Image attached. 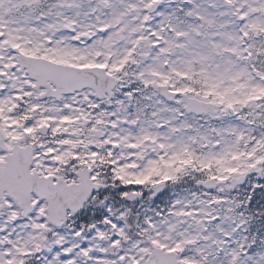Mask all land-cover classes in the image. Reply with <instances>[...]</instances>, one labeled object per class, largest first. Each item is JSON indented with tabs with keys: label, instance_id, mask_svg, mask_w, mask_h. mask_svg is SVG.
<instances>
[{
	"label": "rangeland",
	"instance_id": "1",
	"mask_svg": "<svg viewBox=\"0 0 264 264\" xmlns=\"http://www.w3.org/2000/svg\"><path fill=\"white\" fill-rule=\"evenodd\" d=\"M154 1L161 7L151 14ZM15 47L118 77L130 73L123 85L135 97L129 102L115 91L102 101L86 90L62 103L29 100L33 82L19 72ZM159 84L220 102V120L190 117L182 98L170 103L158 94ZM242 102L251 109L231 117ZM0 113L10 143L35 142L49 127L36 151L38 172L60 176L88 166L96 181L112 184L90 204L85 229L73 232L49 233L44 204L25 219L9 201L0 213V264H152L147 238L180 252L182 264H264L257 223L264 203L253 204L264 196L255 176L264 128L254 134L250 126L257 113L264 116V0H0ZM243 173L253 176L231 195L229 180ZM206 176L224 183L214 191L192 187L190 179ZM161 182L168 188L154 202L149 193ZM120 189L123 197L147 195L127 204L115 194Z\"/></svg>",
	"mask_w": 264,
	"mask_h": 264
},
{
	"label": "water",
	"instance_id": "2",
	"mask_svg": "<svg viewBox=\"0 0 264 264\" xmlns=\"http://www.w3.org/2000/svg\"><path fill=\"white\" fill-rule=\"evenodd\" d=\"M158 3L152 8L155 12ZM18 63L20 71L29 74L30 78L37 83L34 89L40 91L45 88V92L36 97L37 100L46 98H55L62 101L65 95H74L86 89H92L95 97L99 100L113 97V91L122 81L121 78L111 75L104 67L78 68L70 65H63L52 62L45 58H36L25 55L19 49ZM157 91L167 100L175 101L177 92L171 91L167 85L157 86ZM131 98V96H130ZM187 103L186 110L198 116L208 113L217 114L218 105L206 103L197 98L184 96ZM43 135L47 133V128L42 129ZM5 136L0 130V149L9 152L6 161H0V196L7 192L11 195L17 204L23 210V216L27 217L33 213L36 204L32 203L33 194H36L41 200H47L49 212V223L54 227H62L67 222V212L72 211L75 217L84 208L92 194L96 190L106 188L105 185L97 184L91 178V171L88 168L81 169L76 174L78 180L75 184L68 185L62 177H41L38 172H32L31 167L34 162L33 147L28 146L19 148L15 143L14 148L9 149L5 144ZM57 179L55 183L54 180ZM246 177L231 180L232 189L237 185L244 184ZM206 188H215L217 183L211 180L207 183H199ZM165 183L159 184L153 188L154 193L151 198L156 199L166 189ZM143 194L130 193L126 196L127 201H140ZM51 231V229L49 230ZM153 264H180L176 252H166L159 247H153Z\"/></svg>",
	"mask_w": 264,
	"mask_h": 264
},
{
	"label": "flooded vegetation",
	"instance_id": "3",
	"mask_svg": "<svg viewBox=\"0 0 264 264\" xmlns=\"http://www.w3.org/2000/svg\"><path fill=\"white\" fill-rule=\"evenodd\" d=\"M217 103V102H216ZM221 105V104H220ZM222 107V106H221ZM222 110V109H221ZM230 112H231V110H230ZM240 113H241V111L240 112H237L236 113V115H234V117H239L240 116ZM224 117H225V115H223ZM221 118V116H217V117H215V119L216 120H218V119H220ZM260 122H261V119L259 120V121H257V122H252V125L254 126V127H256V126H260L261 124H260ZM262 166H264V161H262ZM205 182L206 181H208V180H210V178H205V179H203ZM261 180V179H260ZM250 200L251 201H253V196H250Z\"/></svg>",
	"mask_w": 264,
	"mask_h": 264
},
{
	"label": "trees",
	"instance_id": "4",
	"mask_svg": "<svg viewBox=\"0 0 264 264\" xmlns=\"http://www.w3.org/2000/svg\"><path fill=\"white\" fill-rule=\"evenodd\" d=\"M136 85H138V83H136ZM107 178H109V176H107ZM104 182L109 183L110 181H107V180H106V181H104ZM113 187H114V186H113ZM120 191H121V189L118 190V191H116L115 194H116L117 197L122 198V197H121L122 195L120 196ZM106 193H108V192H106ZM262 218H263V222H264V215L262 216ZM259 222H260V220L257 219V223H259ZM260 225L263 226L262 222H260ZM262 228H264V226H263Z\"/></svg>",
	"mask_w": 264,
	"mask_h": 264
}]
</instances>
